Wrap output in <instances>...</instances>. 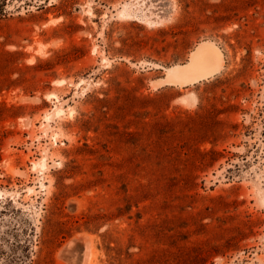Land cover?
<instances>
[{"label":"rangeland","instance_id":"rangeland-1","mask_svg":"<svg viewBox=\"0 0 264 264\" xmlns=\"http://www.w3.org/2000/svg\"><path fill=\"white\" fill-rule=\"evenodd\" d=\"M205 40L218 73L149 83ZM82 238L92 264H264V0H0V264H80Z\"/></svg>","mask_w":264,"mask_h":264},{"label":"bare ground","instance_id":"bare-ground-1","mask_svg":"<svg viewBox=\"0 0 264 264\" xmlns=\"http://www.w3.org/2000/svg\"><path fill=\"white\" fill-rule=\"evenodd\" d=\"M123 12H125V10H123ZM223 67L224 57L221 49L215 45V43L211 42V40H205L200 42L195 49L190 51L189 58L186 63L177 64L173 67H168L167 69L165 68L166 76H163L164 78H161L157 83H155L154 87L156 88V86L163 83H166V85L175 83H199L202 79L212 77ZM153 68L155 69V67ZM82 239L84 242V248L80 264H92L93 256L95 254L92 242L87 238ZM74 241H77V239L72 238L67 244L71 246Z\"/></svg>","mask_w":264,"mask_h":264},{"label":"trees","instance_id":"trees-1","mask_svg":"<svg viewBox=\"0 0 264 264\" xmlns=\"http://www.w3.org/2000/svg\"><path fill=\"white\" fill-rule=\"evenodd\" d=\"M66 171H61L60 173H64ZM63 178V175L60 176L59 180ZM154 182H148V184H139L138 191L136 196H130L126 199V204L124 207L118 208L117 216L123 215L125 211L132 208V206H139V203L148 199L151 196L158 195L160 193H166V188L164 184H153ZM59 185V193L54 194L52 197V202L50 206L46 210V215L43 216V222L41 227V233H39V243L44 246L47 252H51L54 247H58L59 239L64 238L65 236L70 234V230L72 229L68 225V221L61 220L64 211L61 205L62 198L67 195V187L64 183L58 182ZM156 191L154 194L153 192ZM103 216L101 214L90 215L84 219L83 224L86 227H95L98 225V221ZM78 221H76L77 223ZM108 249L113 250L109 244L106 245ZM114 259V258H113Z\"/></svg>","mask_w":264,"mask_h":264},{"label":"crops","instance_id":"crops-1","mask_svg":"<svg viewBox=\"0 0 264 264\" xmlns=\"http://www.w3.org/2000/svg\"><path fill=\"white\" fill-rule=\"evenodd\" d=\"M166 76V75H165ZM164 76V77H165ZM164 77H161V78H164ZM161 78H158V79H155V80H150V82L149 83H153V85L155 84V83H157ZM188 84H191V83H186V84H179V83H175V84H167L166 85V83H163V84H161V85H158V86H156V88L155 89H157V88H161V87H164V86H172V87H181V86H187ZM193 84V83H192ZM163 85V86H162Z\"/></svg>","mask_w":264,"mask_h":264},{"label":"water","instance_id":"water-1","mask_svg":"<svg viewBox=\"0 0 264 264\" xmlns=\"http://www.w3.org/2000/svg\"><path fill=\"white\" fill-rule=\"evenodd\" d=\"M74 245H76V241H74V243L71 246L69 244H67L66 247H65V250H68L70 247H72Z\"/></svg>","mask_w":264,"mask_h":264}]
</instances>
